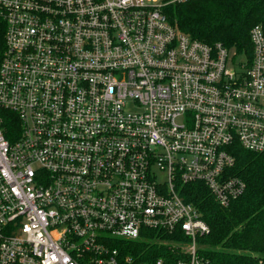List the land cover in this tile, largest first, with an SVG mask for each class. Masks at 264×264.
<instances>
[{"label": "built area", "instance_id": "obj_1", "mask_svg": "<svg viewBox=\"0 0 264 264\" xmlns=\"http://www.w3.org/2000/svg\"><path fill=\"white\" fill-rule=\"evenodd\" d=\"M165 4L0 0V264H206L186 190L228 207L264 154V24L238 60Z\"/></svg>", "mask_w": 264, "mask_h": 264}, {"label": "trees", "instance_id": "obj_2", "mask_svg": "<svg viewBox=\"0 0 264 264\" xmlns=\"http://www.w3.org/2000/svg\"><path fill=\"white\" fill-rule=\"evenodd\" d=\"M165 1L163 12L181 32L208 44L222 43L229 50L252 56L250 30L264 24V0ZM4 28L0 24V49ZM236 164L231 172L245 182L243 194L228 207L219 205L202 185H191L187 199L202 213L210 232L199 239V255L206 264H259L264 261V154L235 145ZM153 258H178L158 245H135ZM171 259V260H170Z\"/></svg>", "mask_w": 264, "mask_h": 264}, {"label": "rangeland", "instance_id": "obj_3", "mask_svg": "<svg viewBox=\"0 0 264 264\" xmlns=\"http://www.w3.org/2000/svg\"><path fill=\"white\" fill-rule=\"evenodd\" d=\"M164 2L166 1V0H163ZM231 53H232V55H237V59L238 60H243L244 59V56H243V54H238L237 52H236V50H232L231 51Z\"/></svg>", "mask_w": 264, "mask_h": 264}]
</instances>
